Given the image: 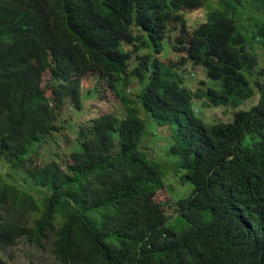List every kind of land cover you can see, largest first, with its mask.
<instances>
[{
  "label": "trees",
  "instance_id": "trees-1",
  "mask_svg": "<svg viewBox=\"0 0 264 264\" xmlns=\"http://www.w3.org/2000/svg\"><path fill=\"white\" fill-rule=\"evenodd\" d=\"M251 3L264 0H0V264L19 243L57 264H264V19ZM174 30L178 65L205 71L195 87L160 70ZM193 102L237 111L209 126ZM64 106L84 123L38 164ZM147 115L169 126L193 188L175 202L155 199L167 171L139 149Z\"/></svg>",
  "mask_w": 264,
  "mask_h": 264
},
{
  "label": "rangeland",
  "instance_id": "rangeland-1",
  "mask_svg": "<svg viewBox=\"0 0 264 264\" xmlns=\"http://www.w3.org/2000/svg\"><path fill=\"white\" fill-rule=\"evenodd\" d=\"M218 0H208L210 5H213ZM249 7L247 17H254V19L263 20L264 19V5L251 3L247 5ZM188 29L190 31L197 28V26L203 23L205 19V9L202 8L191 14L185 15ZM251 21L245 19L241 25H243V30L252 28ZM178 35V31L174 30L168 33V37L164 39V43L160 49V54H155L159 59V67L164 75L168 76L169 73H176L182 76L191 87H195L200 79L206 77L205 71L202 67L189 66L182 68L178 65V59L184 52H172L170 51V46L175 44V37ZM179 48H181L179 46ZM151 52L153 47L149 48ZM146 51L145 49L139 50V53ZM172 65L173 68L169 67ZM174 69V70H172ZM178 69L180 71H178ZM93 82L92 78H87L84 83ZM93 102V99L90 101ZM100 102V101H96ZM195 115L205 122L206 125L215 126L221 123L227 124L233 121L234 114L237 110L230 109V107H219L214 108L213 106H204L202 102H193ZM257 103V99L253 101H248L240 109L250 108ZM230 109L229 111H227ZM62 114L59 116L55 125L61 128L57 133L53 134L52 137L46 142L42 143L36 152L32 155L35 162L38 164L46 163L53 159V153H58L59 149L68 148L74 139V131L78 126L84 123V118L73 109L62 110ZM147 118V132L145 133L143 139L140 141L139 149L145 154L146 158L158 161L161 163L163 169L167 171V177L164 180L165 188H161L155 195L157 201H168L171 199L173 202L185 198L189 193L192 192V186L181 185L180 176L183 175V170H181L177 165V157L169 153L170 146L173 144L174 140L172 137V131L169 129L168 125L163 126L159 121L153 119L150 115ZM0 166V177H4L5 169ZM25 186L27 190L34 191L36 188L33 184L28 182L24 177L15 176L11 180V183H21ZM8 264H57L53 257L48 251L36 250L33 247L27 246L24 243H19L16 247L8 249L4 255Z\"/></svg>",
  "mask_w": 264,
  "mask_h": 264
},
{
  "label": "clouds",
  "instance_id": "clouds-1",
  "mask_svg": "<svg viewBox=\"0 0 264 264\" xmlns=\"http://www.w3.org/2000/svg\"><path fill=\"white\" fill-rule=\"evenodd\" d=\"M146 51H144V52H147V49H145Z\"/></svg>",
  "mask_w": 264,
  "mask_h": 264
}]
</instances>
